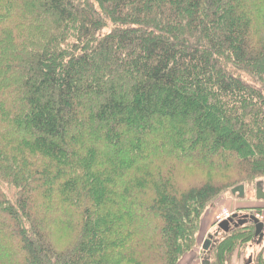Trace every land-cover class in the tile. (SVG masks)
<instances>
[{
	"label": "trees",
	"instance_id": "obj_1",
	"mask_svg": "<svg viewBox=\"0 0 264 264\" xmlns=\"http://www.w3.org/2000/svg\"><path fill=\"white\" fill-rule=\"evenodd\" d=\"M233 169L264 178V0H0V264H177Z\"/></svg>",
	"mask_w": 264,
	"mask_h": 264
},
{
	"label": "rangeland",
	"instance_id": "obj_2",
	"mask_svg": "<svg viewBox=\"0 0 264 264\" xmlns=\"http://www.w3.org/2000/svg\"><path fill=\"white\" fill-rule=\"evenodd\" d=\"M239 171L233 169L229 175L228 179L223 178L221 175L211 176L219 186L225 188L226 190L213 201L209 203V205L203 210L199 219L197 220V224L192 231L193 234V246L189 248L182 257L179 258L177 264H198L199 256L198 249H200L202 245V240L208 237L205 236L208 232L209 235L213 232V226H215L216 218L218 216L223 215V213H232L238 212L242 210H255L257 214L264 218V209L262 207H256L258 202H264V200H257L256 195H254V185L258 182H263L264 178H251L249 174H240ZM172 176L176 179V182L184 186L186 183L200 181L204 178H207L209 175H206L204 172H182V171H174ZM209 178V177H208ZM231 182H234L233 185H229ZM239 182V183H238ZM244 182V183H241ZM264 183V182H263ZM237 184H245V197L241 200V202H236L234 199L236 197H232L229 192V188L232 186H236ZM247 214V213H246ZM264 220H262L263 222ZM237 241V242H236ZM232 242V243H231ZM239 245L237 247L234 246ZM232 245V246H231ZM252 245V246H251ZM234 246V247H233ZM232 248L230 252L227 250ZM224 250H217L215 253L214 262L215 264H245L247 263L249 258H253L254 260H259L264 264V239L263 242L256 247L254 244L244 241V238H232L225 245V248H221ZM255 262L253 264H255Z\"/></svg>",
	"mask_w": 264,
	"mask_h": 264
},
{
	"label": "water",
	"instance_id": "obj_3",
	"mask_svg": "<svg viewBox=\"0 0 264 264\" xmlns=\"http://www.w3.org/2000/svg\"><path fill=\"white\" fill-rule=\"evenodd\" d=\"M263 182L257 183V188H256V193H255L257 200H264V191H263L264 183ZM229 192H230V195H232L233 197H236L237 199L244 198V186L243 185L236 186L232 188ZM248 222L253 223L255 227L254 236L255 238H258L260 242L264 236L263 235L264 224L260 222L257 218H255L254 216H247V217L241 218L237 223L238 225L233 224V218H229L228 220L219 224L217 226L215 233L208 235V237L202 243L201 250L204 254V258L202 259L201 264H211L210 255L214 247V244L216 243L217 238L219 237L218 236L219 232L227 233L230 229L229 227L231 224H233V227H237V226H241L242 224L248 223Z\"/></svg>",
	"mask_w": 264,
	"mask_h": 264
},
{
	"label": "flooded vegetation",
	"instance_id": "obj_4",
	"mask_svg": "<svg viewBox=\"0 0 264 264\" xmlns=\"http://www.w3.org/2000/svg\"><path fill=\"white\" fill-rule=\"evenodd\" d=\"M256 188H257V183L254 185V193H256ZM263 191H264V187H263ZM255 195V194H254ZM244 196H245V186H244ZM247 213V214H246ZM234 216V217H233ZM247 216H254L256 217L260 222H262V217L257 214V212L255 210H240L238 212H232L230 213V215L226 218V220H228L229 218H233V224H237L238 221L241 218L247 217ZM263 223V222H262ZM233 224L230 225V227H233ZM264 224V223H263ZM216 225V223H215ZM238 225V224H237ZM229 227V228H230ZM255 228V227H254ZM230 230V229H229ZM255 231V230H254ZM263 235H264V230H263ZM264 236L261 239V241L259 242L258 238H255L254 236V240H253V244L258 247V245H260L263 242ZM252 246V245H251ZM253 259V258H252ZM251 258L248 259L247 263L245 264H253L254 260L252 261ZM250 260V261H249Z\"/></svg>",
	"mask_w": 264,
	"mask_h": 264
},
{
	"label": "crops",
	"instance_id": "obj_5",
	"mask_svg": "<svg viewBox=\"0 0 264 264\" xmlns=\"http://www.w3.org/2000/svg\"><path fill=\"white\" fill-rule=\"evenodd\" d=\"M233 196L231 195V198H232ZM245 197V196H244ZM234 198V197H233ZM232 198V199H233ZM241 200L242 199H237V198H235L234 199V201H236V202H241ZM262 204V205H257L256 207H262V209H264V202H258L257 204ZM262 217V216H261ZM262 220H264V218H262ZM263 223H264V221H263ZM213 232H212V234L214 233V231L216 230V227L215 226H213ZM210 234V232H208L207 234H205V236H207V235H209ZM205 240V239H204ZM204 240H202L203 242H204ZM202 242V243H203ZM198 251H199V253H198V256H199V260H198V264H201V261H202V259L204 258V254H203V252H202V250H201V247H200V249H198Z\"/></svg>",
	"mask_w": 264,
	"mask_h": 264
},
{
	"label": "built area",
	"instance_id": "obj_6",
	"mask_svg": "<svg viewBox=\"0 0 264 264\" xmlns=\"http://www.w3.org/2000/svg\"><path fill=\"white\" fill-rule=\"evenodd\" d=\"M230 215V213H223V215H221V216H218L217 218H216V224H218V223H220V222H222L223 220H225L228 216Z\"/></svg>",
	"mask_w": 264,
	"mask_h": 264
}]
</instances>
